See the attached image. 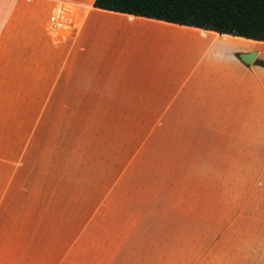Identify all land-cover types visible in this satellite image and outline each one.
I'll return each instance as SVG.
<instances>
[{"label":"rangeland","instance_id":"1","mask_svg":"<svg viewBox=\"0 0 264 264\" xmlns=\"http://www.w3.org/2000/svg\"><path fill=\"white\" fill-rule=\"evenodd\" d=\"M56 2L0 0V264H156L154 240L166 264L153 204L215 120L141 117L149 66H73L77 8Z\"/></svg>","mask_w":264,"mask_h":264},{"label":"crops","instance_id":"2","mask_svg":"<svg viewBox=\"0 0 264 264\" xmlns=\"http://www.w3.org/2000/svg\"><path fill=\"white\" fill-rule=\"evenodd\" d=\"M65 1L77 8L73 66H149L133 95L156 107L141 117L215 120L153 204L166 264H264V41ZM254 51L251 64L240 58Z\"/></svg>","mask_w":264,"mask_h":264},{"label":"trees","instance_id":"3","mask_svg":"<svg viewBox=\"0 0 264 264\" xmlns=\"http://www.w3.org/2000/svg\"><path fill=\"white\" fill-rule=\"evenodd\" d=\"M94 6L264 41V0H95Z\"/></svg>","mask_w":264,"mask_h":264},{"label":"water","instance_id":"4","mask_svg":"<svg viewBox=\"0 0 264 264\" xmlns=\"http://www.w3.org/2000/svg\"><path fill=\"white\" fill-rule=\"evenodd\" d=\"M256 54H257L256 51H254V52H252V53H249V54H241L240 58H241L245 63H247V64H251V63L254 61V59H255V57H256Z\"/></svg>","mask_w":264,"mask_h":264},{"label":"bare ground","instance_id":"5","mask_svg":"<svg viewBox=\"0 0 264 264\" xmlns=\"http://www.w3.org/2000/svg\"><path fill=\"white\" fill-rule=\"evenodd\" d=\"M104 12V11H103Z\"/></svg>","mask_w":264,"mask_h":264}]
</instances>
